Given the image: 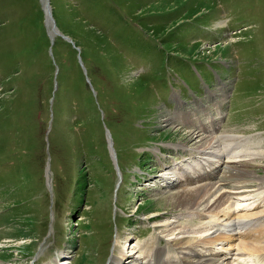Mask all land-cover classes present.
<instances>
[{"label":"rangeland","instance_id":"374dc122","mask_svg":"<svg viewBox=\"0 0 264 264\" xmlns=\"http://www.w3.org/2000/svg\"><path fill=\"white\" fill-rule=\"evenodd\" d=\"M50 5L55 28L40 0H0V264H129L179 240L166 226L188 218L187 235L209 236L197 214L156 203L200 185L164 175L209 157L197 153L209 134L184 118L216 117L214 102L215 126L249 144L236 159L264 178V0ZM263 194L240 216L262 213Z\"/></svg>","mask_w":264,"mask_h":264},{"label":"bare ground","instance_id":"6f19581e","mask_svg":"<svg viewBox=\"0 0 264 264\" xmlns=\"http://www.w3.org/2000/svg\"><path fill=\"white\" fill-rule=\"evenodd\" d=\"M43 4L48 13L51 10L50 0H43ZM47 13L46 16H48ZM47 24L48 26H53L52 19L49 20L47 17ZM50 33L54 37L53 28H50ZM218 106L220 108H218V116L215 118H203L194 115L193 117L196 120H192L193 117H186V120L189 119L193 126L201 128H197L198 130L209 134V136H206L208 138H204V140H207H205L207 142L205 144L208 148H211L207 151L197 152L199 155H205V152H208V158L202 159V161L198 160L199 157L197 160L195 158V162L198 165H203L204 172H198L196 177L187 176L185 178L187 170L183 167L177 168V165L179 166L177 164L176 174L183 177L184 180H181V182L189 184V182L196 180L201 181L200 185L194 188H185L183 191L173 194L167 199L163 198L164 200H159L156 203L158 212L165 210L168 214L173 211H181L182 216H186L188 213L197 214L199 219L207 220L205 224H202V227L204 226L202 230L205 229L206 234L209 232V236H204L202 239L193 237L196 234L193 236H190L191 234L187 235V231L192 225L191 222H188V217V219L186 218V222H178L173 225L166 224L167 233H172L173 235L177 233V235L182 237L179 240L168 242L166 248L160 245L155 246V244L146 245L142 248L144 254L143 261L134 260L129 264H134L135 262H141V264H249V262L251 264H264V211L262 213L259 212L260 214H249L248 216H240L237 212L243 211V207L246 205L244 203L248 202L247 199H250V197L254 198L259 191L264 190V178L248 170V164L254 158L247 161H238L239 159H236L245 156V154L238 153L242 148H248L249 146V144H244L243 146L245 138L242 139V137L235 134L219 133L218 128L215 127L214 122L218 117L221 116L220 118H222L223 115L220 110L221 105ZM166 127L171 128L172 124L168 125L167 123ZM223 145L225 148L222 150ZM181 147L184 150L187 149L185 146L181 145ZM259 155L256 154V156ZM223 157L228 159V162H225L227 164L226 172L224 171L219 177L218 171L222 165H220L221 162L217 161V159ZM262 158L264 159V157ZM239 164H242L243 168L239 169ZM49 170L51 171V168L47 166V171ZM249 183L251 185L256 183L255 190L252 193L248 191ZM262 198L264 200V194ZM232 199L237 200V205L235 202V204L233 203L234 205L232 204ZM200 209L203 211H200ZM157 216L159 217L156 218ZM160 217V215H154L151 217V220L160 219ZM238 239L243 240V242L235 244ZM218 243L225 244L227 248L225 251L220 249L221 252H224L223 254L214 252L213 248L220 245ZM233 251H237L238 253L234 254L237 255L235 260L230 262L228 256L232 255ZM41 253L40 255L43 254ZM125 260L128 261V257ZM122 262L123 259L120 260L116 257L112 258L110 264H125V262Z\"/></svg>","mask_w":264,"mask_h":264},{"label":"water","instance_id":"95a60500","mask_svg":"<svg viewBox=\"0 0 264 264\" xmlns=\"http://www.w3.org/2000/svg\"><path fill=\"white\" fill-rule=\"evenodd\" d=\"M41 1V4H42V7H43V10H44V13H45V16H46V10H45V8H44V4H43V0H40ZM48 16H46V24H47V17L49 18V20L50 19H52V23H53V27L55 28V24H54V19H53V14H52V11L50 10L48 13ZM55 33V35L57 34L56 32H54ZM50 39H51V41H52V44L54 43V37H52V36H50ZM66 39H68V38H66ZM69 40V39H68ZM80 59V62H81V64H82V61H81V58H79ZM47 133H49V130H48V132ZM47 141H48V139H47ZM49 162H50V159H49ZM48 181H50V180H48ZM50 183V182H49Z\"/></svg>","mask_w":264,"mask_h":264}]
</instances>
